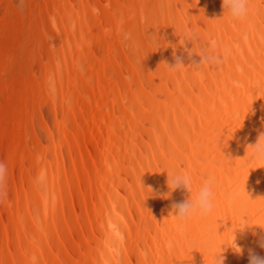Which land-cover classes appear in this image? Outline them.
Here are the masks:
<instances>
[{
  "label": "bare ground",
  "instance_id": "6f19581e",
  "mask_svg": "<svg viewBox=\"0 0 264 264\" xmlns=\"http://www.w3.org/2000/svg\"><path fill=\"white\" fill-rule=\"evenodd\" d=\"M261 132L264 0H0V264L264 257ZM177 171L215 177L209 215L169 214Z\"/></svg>",
  "mask_w": 264,
  "mask_h": 264
},
{
  "label": "clouds",
  "instance_id": "9594fccd",
  "mask_svg": "<svg viewBox=\"0 0 264 264\" xmlns=\"http://www.w3.org/2000/svg\"><path fill=\"white\" fill-rule=\"evenodd\" d=\"M222 9L223 14H227L233 20H241L248 15L249 12V0H222ZM195 53L192 49L188 52L189 57ZM196 54V53H195ZM201 57L199 63H192L191 66H194L199 70V67L203 64H209L212 61L210 60L209 53H202L199 55ZM176 62L174 66H169L170 69L179 70L181 68H186L182 58L176 57ZM188 65V66H190ZM187 66V67H188ZM251 151V159L256 160L260 163H264V132H261L258 136V139L254 145H249L247 151ZM40 179H43V174H41ZM167 185L169 192L165 196H170L171 193L177 189L186 190L190 196L183 200L182 202L173 203L171 205V211L169 214L174 216L177 220L186 222L194 216H207L209 215L214 207V188L216 186V179L214 176H207L200 186L196 189L193 188V179L191 175L186 172H174L171 175H168ZM7 196V165L0 161V197ZM231 199V198H229ZM247 215L243 214L240 218L239 225L235 228L232 226V248L237 253H241L242 249L237 246L235 243L237 231L243 232L248 228ZM259 246L264 248V238L259 241ZM214 264H223L224 257L221 255V252L217 253L213 257ZM249 264H264V257H260L255 254L251 249L249 250Z\"/></svg>",
  "mask_w": 264,
  "mask_h": 264
}]
</instances>
